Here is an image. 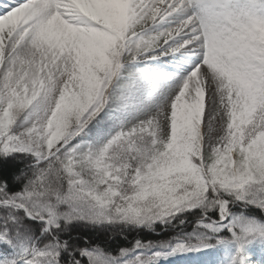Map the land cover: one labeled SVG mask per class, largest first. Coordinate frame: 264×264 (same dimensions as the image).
Wrapping results in <instances>:
<instances>
[{
  "label": "snow or ice",
  "instance_id": "obj_1",
  "mask_svg": "<svg viewBox=\"0 0 264 264\" xmlns=\"http://www.w3.org/2000/svg\"><path fill=\"white\" fill-rule=\"evenodd\" d=\"M264 264V0H0V264Z\"/></svg>",
  "mask_w": 264,
  "mask_h": 264
},
{
  "label": "trees",
  "instance_id": "obj_2",
  "mask_svg": "<svg viewBox=\"0 0 264 264\" xmlns=\"http://www.w3.org/2000/svg\"><path fill=\"white\" fill-rule=\"evenodd\" d=\"M182 260H185V259H182ZM182 260L177 261L176 264H183V263H185V264H191V262L189 260H186L185 262H182Z\"/></svg>",
  "mask_w": 264,
  "mask_h": 264
},
{
  "label": "rangeland",
  "instance_id": "obj_3",
  "mask_svg": "<svg viewBox=\"0 0 264 264\" xmlns=\"http://www.w3.org/2000/svg\"><path fill=\"white\" fill-rule=\"evenodd\" d=\"M261 260H262V259H261ZM261 260L257 259V260H255V261H257V262H258V264H259V262H260Z\"/></svg>",
  "mask_w": 264,
  "mask_h": 264
}]
</instances>
